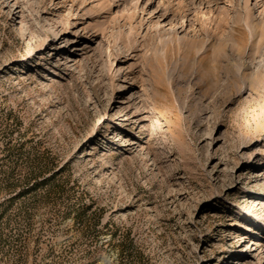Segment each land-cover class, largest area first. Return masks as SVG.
I'll list each match as a JSON object with an SVG mask.
<instances>
[{
  "label": "rangeland",
  "instance_id": "1",
  "mask_svg": "<svg viewBox=\"0 0 264 264\" xmlns=\"http://www.w3.org/2000/svg\"><path fill=\"white\" fill-rule=\"evenodd\" d=\"M262 163L264 0H0V264H264Z\"/></svg>",
  "mask_w": 264,
  "mask_h": 264
},
{
  "label": "trees",
  "instance_id": "2",
  "mask_svg": "<svg viewBox=\"0 0 264 264\" xmlns=\"http://www.w3.org/2000/svg\"><path fill=\"white\" fill-rule=\"evenodd\" d=\"M60 170H61V168L58 171H56V172H59Z\"/></svg>",
  "mask_w": 264,
  "mask_h": 264
},
{
  "label": "bare ground",
  "instance_id": "3",
  "mask_svg": "<svg viewBox=\"0 0 264 264\" xmlns=\"http://www.w3.org/2000/svg\"><path fill=\"white\" fill-rule=\"evenodd\" d=\"M262 164H264V163H262ZM238 263H240V262H238Z\"/></svg>",
  "mask_w": 264,
  "mask_h": 264
}]
</instances>
